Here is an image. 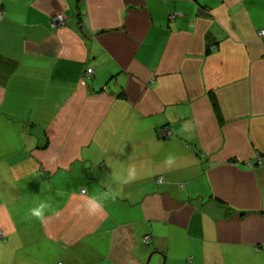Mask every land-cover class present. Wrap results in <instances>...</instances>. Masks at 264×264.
Here are the masks:
<instances>
[{
    "label": "crops",
    "instance_id": "0c3cea01",
    "mask_svg": "<svg viewBox=\"0 0 264 264\" xmlns=\"http://www.w3.org/2000/svg\"><path fill=\"white\" fill-rule=\"evenodd\" d=\"M262 32L264 0H0V264H264Z\"/></svg>",
    "mask_w": 264,
    "mask_h": 264
},
{
    "label": "clouds",
    "instance_id": "9594fccd",
    "mask_svg": "<svg viewBox=\"0 0 264 264\" xmlns=\"http://www.w3.org/2000/svg\"><path fill=\"white\" fill-rule=\"evenodd\" d=\"M175 163V158L173 156H169L165 164L168 167H171ZM116 180L120 181L121 183H130L137 179L136 170L135 168H130L128 170L126 177L116 176ZM84 191L86 192L87 189L85 188ZM118 193L116 192H105L103 193L102 198H90L85 201L83 207H85L90 215H96L97 213H100L103 208V200L108 199L109 197L115 198V196ZM50 207V205L46 202H41L37 207H34L30 209V214L32 217L39 220L41 223H44L46 220L45 211ZM80 210L79 206L77 207L76 211L78 212ZM58 214V213H57Z\"/></svg>",
    "mask_w": 264,
    "mask_h": 264
},
{
    "label": "built area",
    "instance_id": "2783aa9c",
    "mask_svg": "<svg viewBox=\"0 0 264 264\" xmlns=\"http://www.w3.org/2000/svg\"><path fill=\"white\" fill-rule=\"evenodd\" d=\"M65 24H66V18H65V16L63 14H57L51 20V27L53 29H56V28L61 27V26H64ZM263 33L264 32H262V34ZM92 73H93V69L92 68L88 69L87 74L91 75ZM161 134H162V137L168 138L171 135V132L163 129V130H161ZM260 161H262V160L260 159ZM159 182H162L161 178L159 179ZM0 235H1V233H0ZM144 241H145V243L149 244L150 241H151V237L149 235H147L144 238ZM59 264H63V263H59Z\"/></svg>",
    "mask_w": 264,
    "mask_h": 264
},
{
    "label": "trees",
    "instance_id": "16d2710c",
    "mask_svg": "<svg viewBox=\"0 0 264 264\" xmlns=\"http://www.w3.org/2000/svg\"><path fill=\"white\" fill-rule=\"evenodd\" d=\"M214 106H215V109L218 111V113H219V108H218V106H217V103H215L214 102ZM218 116H219V119L221 120V115L220 114H218ZM164 139H166V137H163Z\"/></svg>",
    "mask_w": 264,
    "mask_h": 264
},
{
    "label": "bare ground",
    "instance_id": "6f19581e",
    "mask_svg": "<svg viewBox=\"0 0 264 264\" xmlns=\"http://www.w3.org/2000/svg\"><path fill=\"white\" fill-rule=\"evenodd\" d=\"M88 75V74H87Z\"/></svg>",
    "mask_w": 264,
    "mask_h": 264
}]
</instances>
